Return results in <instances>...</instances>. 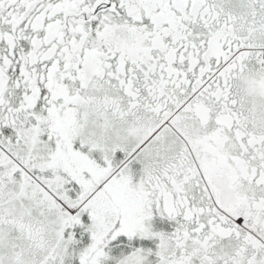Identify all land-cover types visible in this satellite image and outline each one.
<instances>
[{
  "label": "snow or ice",
  "instance_id": "6c2138e0",
  "mask_svg": "<svg viewBox=\"0 0 264 264\" xmlns=\"http://www.w3.org/2000/svg\"><path fill=\"white\" fill-rule=\"evenodd\" d=\"M0 264H264V0H0Z\"/></svg>",
  "mask_w": 264,
  "mask_h": 264
}]
</instances>
